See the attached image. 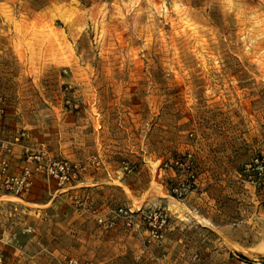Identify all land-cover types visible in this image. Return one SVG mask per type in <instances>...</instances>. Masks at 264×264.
I'll return each mask as SVG.
<instances>
[{
    "label": "rangeland",
    "instance_id": "obj_1",
    "mask_svg": "<svg viewBox=\"0 0 264 264\" xmlns=\"http://www.w3.org/2000/svg\"><path fill=\"white\" fill-rule=\"evenodd\" d=\"M40 145L99 165L0 192V264H264V0H0V161Z\"/></svg>",
    "mask_w": 264,
    "mask_h": 264
},
{
    "label": "built area",
    "instance_id": "obj_2",
    "mask_svg": "<svg viewBox=\"0 0 264 264\" xmlns=\"http://www.w3.org/2000/svg\"><path fill=\"white\" fill-rule=\"evenodd\" d=\"M24 134L17 135L13 138V143H17ZM7 151V144H3ZM24 160L19 172L11 174L7 160L0 161V192H7L14 195H22L28 192L33 186L35 175H41L55 182L62 188H73L80 181L88 167H96L99 160L91 156L86 163L72 162L62 158H55L48 154L45 147L40 145L34 150L24 147ZM122 169L130 172L132 166L124 163ZM158 178H164V185L167 193L176 200H185L189 194L195 192L198 187L197 173L193 168L191 154L187 152L181 156H173L162 161L158 167ZM153 218L159 217L158 228L165 222V216L153 213ZM158 215V216H157ZM115 217H121L126 220L127 224L134 217V212L119 208L114 212ZM151 218V214L147 216ZM97 222L112 226L111 220H103L98 217ZM155 231V237H160ZM66 264H76L73 260H68Z\"/></svg>",
    "mask_w": 264,
    "mask_h": 264
},
{
    "label": "bare ground",
    "instance_id": "obj_3",
    "mask_svg": "<svg viewBox=\"0 0 264 264\" xmlns=\"http://www.w3.org/2000/svg\"><path fill=\"white\" fill-rule=\"evenodd\" d=\"M169 198L170 199H169L168 202H169V204H170L171 207L177 209L178 211L182 212L183 214H186V215L194 218L198 222L202 223V220L198 216L193 215L192 212L183 203H181L180 201H178V200H176V199H174L172 197H169ZM25 204H27V203H25Z\"/></svg>",
    "mask_w": 264,
    "mask_h": 264
},
{
    "label": "crops",
    "instance_id": "obj_4",
    "mask_svg": "<svg viewBox=\"0 0 264 264\" xmlns=\"http://www.w3.org/2000/svg\"><path fill=\"white\" fill-rule=\"evenodd\" d=\"M78 185V184H77ZM77 185H75V187H77ZM75 187H73V188H75ZM70 189H72V188H70Z\"/></svg>",
    "mask_w": 264,
    "mask_h": 264
}]
</instances>
